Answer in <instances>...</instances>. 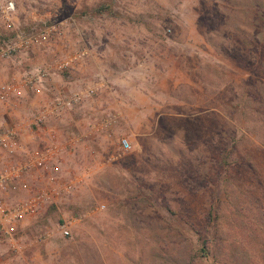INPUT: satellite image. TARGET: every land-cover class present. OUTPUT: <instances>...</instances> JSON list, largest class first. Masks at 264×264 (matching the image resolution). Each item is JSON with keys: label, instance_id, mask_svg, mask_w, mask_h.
Masks as SVG:
<instances>
[{"label": "rangeland", "instance_id": "rangeland-1", "mask_svg": "<svg viewBox=\"0 0 264 264\" xmlns=\"http://www.w3.org/2000/svg\"><path fill=\"white\" fill-rule=\"evenodd\" d=\"M13 1L16 31L57 32L3 65L0 83L85 51L75 67L92 53L115 76L140 77L151 101L118 118L95 110L94 122L115 121L111 136L66 152L75 189L20 227L16 248L0 236V264H264V0ZM73 73L52 98L70 93ZM36 183L29 174L9 201Z\"/></svg>", "mask_w": 264, "mask_h": 264}, {"label": "built area", "instance_id": "built-area-1", "mask_svg": "<svg viewBox=\"0 0 264 264\" xmlns=\"http://www.w3.org/2000/svg\"><path fill=\"white\" fill-rule=\"evenodd\" d=\"M15 15V1L0 0V24L9 33L0 36V72L3 65L19 55L30 53L41 41L57 32V27H50L38 37L27 36L14 29ZM85 56L87 53L81 51L51 64L30 68L19 79L0 83V236L13 248H16L13 237L20 227L37 218L48 203L71 193L76 186V178L64 180L62 174L67 146L50 140L43 148H33L25 141L24 134L27 130L36 132L43 129L65 111L80 105L86 96L79 91L73 94L53 93L50 102L35 113L27 111L26 117L18 114L14 103L22 100L24 92L39 94L56 74L69 72L78 59ZM120 146L124 151L131 149L127 139L121 140ZM29 174L36 177V187L26 198L10 202L17 183ZM60 230L66 237L71 235L67 223Z\"/></svg>", "mask_w": 264, "mask_h": 264}, {"label": "crops", "instance_id": "crops-1", "mask_svg": "<svg viewBox=\"0 0 264 264\" xmlns=\"http://www.w3.org/2000/svg\"><path fill=\"white\" fill-rule=\"evenodd\" d=\"M90 57H92V53L91 55L88 54V63L84 62L76 67L74 66V68L69 71L74 72L73 74H75L76 78H71L75 80L70 81L71 85L67 90H69L70 94H73L76 91L84 94L86 97L83 98L82 103L65 111V113L54 119L43 129L36 132H29L27 130L24 134L26 142L30 144H32V142L33 144H41L43 142L48 143L50 140H56L57 143L67 146L66 150L69 152L67 154L80 150V148L84 146H87L89 149L91 147L96 148L97 146L94 141L101 133V129L105 131V134L109 133V136H111L110 128L115 121L111 123L110 118L107 122H102L103 125L94 122L93 119L96 115L95 110L97 111L98 109L103 108L105 112L106 109H109L107 115L112 114L113 117L118 118L119 115L124 117L125 114H122L123 110L125 111L128 107L135 106V103L138 108L140 107V109L144 110V106L148 103L147 100L151 101V97L145 96L148 92L146 93V86L140 81V77H132L128 72H122L124 73L123 75L120 74V76H115L108 64L97 62L96 58L90 59ZM44 64L45 61L34 62L30 67H38ZM125 73L127 74L125 75ZM59 77L63 76L56 74L53 77V80L45 86V89L39 94H36L37 96H34L31 91L27 92L28 96L29 94L34 96L35 101H32L33 98H28L27 96L28 99L24 101V103L26 102L24 104L25 106L23 107L20 104L18 114L26 117L27 106H29L31 110H34L35 107V111H37L40 107H43L50 102V92L52 93L51 89L53 87L52 84L57 85L59 88ZM61 79L62 83L65 84V79ZM58 92L61 93V91L57 90L53 93ZM148 94L150 95V93ZM126 96H130V99L133 100L130 104L129 102L128 104L125 102V100H127ZM95 98H98V100L92 101ZM107 104H110V107H108ZM82 105L86 106V109H80L79 107ZM91 105L92 111H90ZM112 107L115 109L117 108V111H110ZM104 127H109V130L106 131ZM35 141H37V143H35ZM63 164H65V161Z\"/></svg>", "mask_w": 264, "mask_h": 264}, {"label": "trees", "instance_id": "trees-1", "mask_svg": "<svg viewBox=\"0 0 264 264\" xmlns=\"http://www.w3.org/2000/svg\"><path fill=\"white\" fill-rule=\"evenodd\" d=\"M240 1H243V0H240ZM223 2H225V3H227V4H238V2H239V0H223ZM251 6H252V4H251ZM219 12V11H218ZM219 14H220V16L222 15V17L223 16H226V12H224L223 10H221L220 12H219ZM241 15H242V12L240 13ZM241 43L243 44V45H245V46H248L249 44V42L248 43H246L245 41H241Z\"/></svg>", "mask_w": 264, "mask_h": 264}]
</instances>
